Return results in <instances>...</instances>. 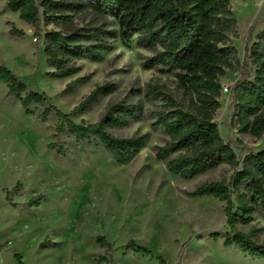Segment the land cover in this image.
I'll list each match as a JSON object with an SVG mask.
<instances>
[{
    "label": "rangeland",
    "instance_id": "374dc122",
    "mask_svg": "<svg viewBox=\"0 0 264 264\" xmlns=\"http://www.w3.org/2000/svg\"><path fill=\"white\" fill-rule=\"evenodd\" d=\"M230 6L238 31L232 44L241 59L248 34L255 41L264 29V0H232ZM104 20L108 28L117 29L112 18L91 11L76 15L73 26ZM11 27L23 34H11ZM41 28L42 33L61 29L53 24ZM112 43L113 49L103 53L101 61L77 60V74L52 78L46 74L51 67L45 63L43 39H36L33 27L0 0V64L25 82L27 90L41 92L67 113L95 86L114 84L113 92L96 96L85 112L72 119L95 122L114 102L141 100L139 120L108 130L117 136L147 135L133 160L117 164L102 147L58 130L55 114L42 121L44 105L32 103L26 111L0 83V264H97L101 255L106 256L102 264H161L160 259L164 264H264L263 258L213 238L212 233L228 229L222 201L188 194L205 181H229L236 168L221 164L183 179L155 159V145L163 144L167 136L160 126H153L151 112L162 101L145 98L144 90L147 83H157L183 103L175 76L142 66L153 52L139 46L136 35L126 44L118 38ZM251 70L250 78L252 66ZM239 76L237 66L227 69L220 79L222 87H230ZM77 77L82 80L72 91L62 92ZM229 91L221 89L213 120L241 159L240 167L245 155L264 147V134L257 137L237 130L228 110ZM251 226L257 229V242L264 243V220L255 214L250 224L238 228L246 232ZM99 236L111 242V250L100 245ZM129 240L148 252L126 247Z\"/></svg>",
    "mask_w": 264,
    "mask_h": 264
},
{
    "label": "trees",
    "instance_id": "16d2710c",
    "mask_svg": "<svg viewBox=\"0 0 264 264\" xmlns=\"http://www.w3.org/2000/svg\"><path fill=\"white\" fill-rule=\"evenodd\" d=\"M232 0H5V6L34 29L36 39H43L45 63L51 67L46 74L64 79L78 73L77 60L93 62L113 49L116 38L126 44L137 36V44L153 52L142 66L172 73L182 92L183 103L163 91L157 83H147L144 97L160 99L158 109L151 112L153 126H160L167 136L155 145L154 156L164 162L167 170L183 179H191L221 164L236 168L229 181H205L189 191L192 197L213 196L224 203L228 229L212 233L222 238L223 245L236 246L251 257L264 259V243L256 240L253 226L244 232L238 225H248L255 214L264 220V147L241 159L230 143L220 136L214 113L220 107L221 77L235 66L239 78L230 86L228 110L239 132L254 136L264 134V29L252 41L246 37L242 58L238 57L232 38L236 37L237 19L231 10ZM91 11L97 16L112 18L117 29L108 28V21L97 25L74 27L76 15ZM42 24L61 27L42 33ZM11 34L22 35L11 27ZM250 43V44H249ZM253 67V76L250 78ZM82 80L77 77L66 83L62 92L72 91ZM0 83L21 105H44L40 119L53 113L59 118L58 130L66 129L77 141L102 147L117 164H127L145 146L146 133L117 136L109 128H119L141 118V100L135 103L117 101L110 104L95 122H75L98 95L114 91L115 85L95 86L70 112H62L48 102L41 92L27 90L5 65L0 64ZM238 167V168H237ZM97 241L108 251L112 244L104 236ZM126 247L147 249L129 240ZM106 256L98 257L102 264ZM160 263L164 262L160 259Z\"/></svg>",
    "mask_w": 264,
    "mask_h": 264
},
{
    "label": "built area",
    "instance_id": "2783aa9c",
    "mask_svg": "<svg viewBox=\"0 0 264 264\" xmlns=\"http://www.w3.org/2000/svg\"><path fill=\"white\" fill-rule=\"evenodd\" d=\"M229 89H230V87H228V86H223V87H222V90L225 91V92H228Z\"/></svg>",
    "mask_w": 264,
    "mask_h": 264
}]
</instances>
